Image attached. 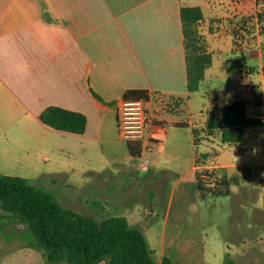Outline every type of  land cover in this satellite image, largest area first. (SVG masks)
<instances>
[{
	"label": "crops",
	"instance_id": "1",
	"mask_svg": "<svg viewBox=\"0 0 264 264\" xmlns=\"http://www.w3.org/2000/svg\"><path fill=\"white\" fill-rule=\"evenodd\" d=\"M234 1L237 5L233 0H0L1 140L15 141L25 151L31 148L29 159L37 154L50 160L45 154L53 147L68 145L65 139L71 133L45 126L39 115L48 107H59L87 119L83 134H71L75 141L101 144L117 131V105L123 94L146 90L153 117L168 126L163 145L152 144L147 154L150 161L156 154L153 168L143 169L149 173L148 179L176 172L175 167H163L162 162L184 164L183 174L194 173L196 188V173L220 170L228 180V198L237 191H244L246 197L251 188L243 178L256 180L261 187L259 207L252 206L247 213L258 228L256 237L250 239L251 249L254 243L264 241V89L255 91L250 78L256 72L260 86L264 85V31L260 33L261 24H256L255 38L248 39L244 25L247 0ZM253 1L264 4V0ZM183 7L201 9L198 34L212 60L194 92L187 89L180 19ZM248 53L258 57L256 68L246 65ZM215 56L236 62V74L248 78L249 83L229 84L230 73L222 75L216 88L208 85L204 80ZM153 96L159 100H152ZM235 100H244L246 115L262 119L263 124L247 129L240 143H222L218 130L206 129L207 116ZM170 128L189 133V155L185 146L176 142L166 159H161L170 144ZM129 158L127 175L137 180L135 167L139 165L133 161L138 159L130 154ZM244 168L250 170L249 176L243 175ZM239 202L243 209L244 201ZM123 216L132 227L137 226ZM169 241L172 239L162 233L159 243L164 246ZM162 250L164 255L166 250ZM241 251L237 247V255Z\"/></svg>",
	"mask_w": 264,
	"mask_h": 264
},
{
	"label": "rangeland",
	"instance_id": "2",
	"mask_svg": "<svg viewBox=\"0 0 264 264\" xmlns=\"http://www.w3.org/2000/svg\"><path fill=\"white\" fill-rule=\"evenodd\" d=\"M233 2L237 5L236 1ZM246 5V36L254 39L256 24H261L260 33L264 31V4L247 0ZM258 15H261L262 21L257 20ZM261 53L264 64V39ZM248 56L246 65L256 68L258 57L255 53H248ZM213 63V68L207 71L208 77L204 80L212 88H216L221 83L219 79L230 73L232 78L228 80L229 84L241 86L245 81L249 83L248 78L236 74V62L215 56ZM250 78L255 91L262 93L264 85L260 86V76L255 72ZM174 130L170 128V144L166 156L161 159H166L169 148L173 149L176 142L185 146L187 152L183 151L188 155L191 152L189 133ZM66 136L68 145L53 147L45 154L50 157L48 161L42 160L41 155L37 154L29 159L31 148L25 151L23 147L16 146L15 141L8 143L0 138V173L29 179L32 185L51 193L64 207L92 217L97 222L109 215L128 216L146 237L157 263L164 255L175 264L264 262V241L254 243L250 249L251 240L258 232L257 225L248 218L250 214L247 215L252 206L259 207L258 193L261 187L256 180L243 178L244 184L251 188L246 197L242 195L244 191H237L229 198L212 195L202 197L194 185V173L183 174L182 163L162 162L163 167L171 165L176 168V172L171 170L159 177L153 175L151 180L147 177L149 173L135 167L138 179L129 178L127 168L131 162L127 145L117 131H114L109 141L101 144L88 142L84 145L75 141L74 135ZM155 158L156 154H153L148 167L152 166ZM133 162L139 164V160ZM51 168L57 171L52 172L49 170ZM54 173L56 178L50 176ZM240 200L244 201L243 209ZM143 224H146L144 228ZM162 233L166 239H172L164 246L159 243ZM241 237L245 238L244 242L239 241ZM31 242H34V237L27 227L13 220L9 213L0 208V264H47L43 251L32 247ZM225 247H228V253L222 251ZM237 247L242 250L238 255ZM162 249L166 250L164 255Z\"/></svg>",
	"mask_w": 264,
	"mask_h": 264
},
{
	"label": "trees",
	"instance_id": "3",
	"mask_svg": "<svg viewBox=\"0 0 264 264\" xmlns=\"http://www.w3.org/2000/svg\"><path fill=\"white\" fill-rule=\"evenodd\" d=\"M202 17L199 7L180 10L189 92L199 89L212 62L211 55L200 44L198 22ZM257 19L262 21L261 15ZM122 100H143L147 104L150 94L146 90H128ZM152 100L159 98L153 96ZM39 120L55 131L78 135L85 132L87 124L83 114L59 107L46 108L39 115ZM262 124V119L246 115L244 100H235L221 106L217 113L209 114L206 129L208 132L218 130L222 143H240L247 129ZM127 149L133 159L140 157L139 147L127 144ZM216 173L220 181L213 189H204L199 173H196V185L202 197L206 193L229 195L226 176L220 170ZM0 208L27 227L34 237L30 245L43 251L47 264H175L167 255L157 263L143 233L132 227L126 217L109 215L97 222L64 207L51 193L32 185L24 177L0 173Z\"/></svg>",
	"mask_w": 264,
	"mask_h": 264
},
{
	"label": "built area",
	"instance_id": "4",
	"mask_svg": "<svg viewBox=\"0 0 264 264\" xmlns=\"http://www.w3.org/2000/svg\"><path fill=\"white\" fill-rule=\"evenodd\" d=\"M117 132L126 144L140 148L139 167L145 169L150 160L147 156L151 152V145H163L168 126L155 119L143 100H121L117 105ZM213 159V158H212ZM210 161V165H214ZM204 170L199 173V179L204 189H213L220 181L214 169ZM243 175L249 176L250 170L243 169Z\"/></svg>",
	"mask_w": 264,
	"mask_h": 264
}]
</instances>
